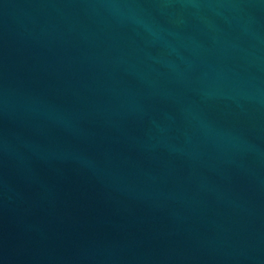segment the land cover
I'll return each mask as SVG.
<instances>
[{
  "label": "water",
  "instance_id": "obj_1",
  "mask_svg": "<svg viewBox=\"0 0 264 264\" xmlns=\"http://www.w3.org/2000/svg\"><path fill=\"white\" fill-rule=\"evenodd\" d=\"M0 264H264V0H0Z\"/></svg>",
  "mask_w": 264,
  "mask_h": 264
}]
</instances>
